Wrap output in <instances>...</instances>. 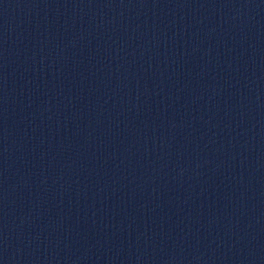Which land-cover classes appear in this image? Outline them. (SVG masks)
<instances>
[{"label":"water","instance_id":"obj_1","mask_svg":"<svg viewBox=\"0 0 264 264\" xmlns=\"http://www.w3.org/2000/svg\"><path fill=\"white\" fill-rule=\"evenodd\" d=\"M0 264H264V0H0Z\"/></svg>","mask_w":264,"mask_h":264}]
</instances>
